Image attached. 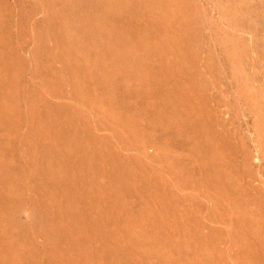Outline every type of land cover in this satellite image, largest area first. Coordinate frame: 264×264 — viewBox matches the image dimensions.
<instances>
[{
  "label": "bare ground",
  "instance_id": "obj_1",
  "mask_svg": "<svg viewBox=\"0 0 264 264\" xmlns=\"http://www.w3.org/2000/svg\"><path fill=\"white\" fill-rule=\"evenodd\" d=\"M182 2L137 0L139 7L154 16L147 17L149 24L128 42L101 27L90 26L87 19L79 33L76 30L64 35L57 28L52 29L50 37L58 41L60 56L67 63L69 75H73L74 104L51 98L53 92L62 89L63 79L45 59L39 66L43 75L40 83L50 90V97L40 92H35V96L33 92L26 93L22 77L28 61L15 50V33L6 20L8 10L0 1V235L9 238L14 232V222L6 217L3 206L6 202L8 211L23 201L28 209L46 213L54 228L42 261L36 258V246L29 242L25 248L19 247L9 239V256L1 257L0 264H7L8 260L9 264L210 263L213 241L188 226L183 201L174 196L169 185L156 182L141 159L122 158L109 141L110 137L119 136L117 126L126 125L146 133L141 137L144 144L156 146L158 140H164L171 147L183 148L185 160L174 155L166 158L167 169L182 175L183 182L197 174L213 186L233 187L223 166L225 161L217 152L221 142L215 138L211 123L204 119L202 97L196 86L188 84L194 79V64L188 67L181 60L189 52L186 41L191 35V21L183 12ZM136 14L133 10L134 18ZM159 25L166 28L164 34L168 38L153 36ZM168 54L174 56L172 68L166 62ZM29 60L33 64L35 58ZM178 83L184 86L179 89ZM94 86L111 89L119 98V103L111 108L117 126L112 123L113 129L104 136H98L80 118L81 102L96 103ZM96 123L93 126L99 130ZM102 125L107 123H98V127ZM24 126L27 131L21 133ZM255 153L253 161L261 164L263 155ZM205 202L209 204L205 215L211 220L210 209L215 200L205 196ZM259 208L264 206L260 203ZM242 212L243 235L235 230L228 232L229 242L241 244V251L252 254L256 264H264V225L262 221L252 224L249 209Z\"/></svg>",
  "mask_w": 264,
  "mask_h": 264
},
{
  "label": "rangeland",
  "instance_id": "obj_2",
  "mask_svg": "<svg viewBox=\"0 0 264 264\" xmlns=\"http://www.w3.org/2000/svg\"><path fill=\"white\" fill-rule=\"evenodd\" d=\"M0 1L6 4L8 10L9 16L6 20L11 32L15 33L13 41L15 50L25 61H28V66L22 77L23 83L26 85V93L33 92V96H35V92H40L39 94L44 93L45 96L50 97V90L42 88L40 83L43 75L39 72V66L45 59L46 64L51 65L57 75L59 74L63 79L62 89L53 92L54 95L51 98L53 101L64 100L74 104L76 101L72 97L71 84L73 75H69L66 68L67 63H64L60 56L58 41L51 38L49 32L57 28L64 35H72L76 30L79 33L82 31L83 21L87 19L90 26L101 27L114 37L117 35L116 37L128 42L129 39L132 41L140 35L145 24H149L148 21L146 22L147 17L154 16L149 10L139 7L137 0ZM182 7L183 12L188 13L186 18L191 21L188 22L191 35L186 41L189 52H186L184 60L183 57L181 60L188 67L191 66L190 64H194L191 66L194 67V79L189 80L188 84L196 86L198 95L202 97L204 119L211 123L216 133L215 138L221 142L217 152L225 161L223 166L231 176L234 188L226 189L225 186H213L210 181L197 174L192 179L183 182L182 175L175 174L174 170L169 171L166 167L167 156H180L183 157L182 160H185L186 153L183 148L171 147L164 140H158L156 146L144 144L141 137L146 133L136 132L126 125L117 126L111 114V108L119 103V98L111 89L105 90V88L94 86L96 103L88 105L81 102L82 116L80 115V118L84 123L89 124L93 131L98 132V136L108 134L113 129L112 123L116 125V135L119 136L110 137L109 141L121 152V157L141 159L140 161L145 164L148 173L152 171L150 175L155 178L156 182L171 187L174 196L184 203L188 226L197 230L202 237L211 238L213 241L214 247L211 252L213 254L209 264H256L252 254L241 251L242 247L239 242V246L234 242H229L231 239L230 237L228 239L227 234L237 231L243 235L241 228L245 219L242 216V210L245 209L251 211L252 215L249 220L253 221L252 224L258 225L262 221L264 225V217L262 218L264 209L259 208L260 203L264 206V188L261 187H264V0H184ZM133 10L137 13L136 18L133 16ZM152 21L154 22V20ZM257 21H259V25ZM162 28L163 25L156 27L153 36L156 34L168 38V35L164 34L166 28ZM187 55L190 56L189 59H186ZM32 56L35 58L33 64L29 60ZM170 56L171 58H169ZM166 58L168 67L172 68L174 56L168 54ZM182 86L184 85H178L179 89ZM101 107L103 108L101 109ZM215 119L219 121H215ZM99 122L107 123V125L98 127ZM93 123L97 124L99 130L94 128ZM23 128L21 133H26L27 127ZM14 141L15 143L18 141L16 137ZM254 153L263 155L261 164L257 163L256 165V161H253ZM240 157L241 159H239ZM258 164L260 168L262 167L261 169L258 168ZM234 168L236 169L234 170ZM240 170H243L245 174ZM167 173L169 176L166 175ZM260 174L261 176H259ZM205 196H210L215 200V205L210 209L213 211L211 220L206 218L209 204L205 202ZM236 200L239 203L235 204ZM196 203L201 206H196ZM8 205L10 206V204ZM3 206L7 210L6 217L14 222V232L9 238L0 235V258L9 256L6 243L10 239L19 247L25 248L29 242L36 246L39 251L36 258L42 261L45 247L51 243L54 234V228H52L48 215L28 209L23 201L16 202V206L10 211L6 208L7 202ZM254 211L257 213L255 214ZM256 215L258 216L256 217ZM2 222L3 218L1 226ZM223 226H229V228ZM7 264H9V260Z\"/></svg>",
  "mask_w": 264,
  "mask_h": 264
}]
</instances>
